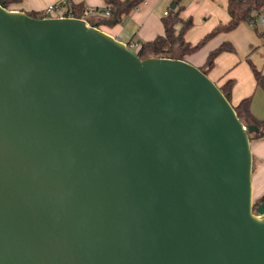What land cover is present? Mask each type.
<instances>
[{"label":"water","instance_id":"95a60500","mask_svg":"<svg viewBox=\"0 0 264 264\" xmlns=\"http://www.w3.org/2000/svg\"><path fill=\"white\" fill-rule=\"evenodd\" d=\"M257 132L184 60L0 5V264H264Z\"/></svg>","mask_w":264,"mask_h":264},{"label":"crops","instance_id":"0c3cea01","mask_svg":"<svg viewBox=\"0 0 264 264\" xmlns=\"http://www.w3.org/2000/svg\"><path fill=\"white\" fill-rule=\"evenodd\" d=\"M69 5L82 6L85 20L123 43L135 44L137 50L141 42L152 41L164 34L162 19L164 12L175 5V0H144L135 10L117 24H109L105 14L104 0H20L10 5V10L23 12H43L48 7L66 9ZM182 19L191 18L192 27L186 31L184 40L195 45L215 26L229 21L227 0H180ZM187 16L182 17L187 7ZM63 10V11H64ZM88 11V12H87ZM180 29V25L176 27ZM228 43L232 51L218 54L207 76L222 86L231 83L229 99L233 106L249 98V112L257 120H264V88L257 85L253 69L263 75L264 45L262 38L247 23H240L229 32L220 33L208 40L198 51L184 56L183 60L195 67H202L208 54L221 44ZM264 84V81H263ZM252 153V195L256 201L264 196V137L250 139Z\"/></svg>","mask_w":264,"mask_h":264},{"label":"trees","instance_id":"16d2710c","mask_svg":"<svg viewBox=\"0 0 264 264\" xmlns=\"http://www.w3.org/2000/svg\"><path fill=\"white\" fill-rule=\"evenodd\" d=\"M176 1V7L168 9L167 14L162 19L164 34L158 36L152 41L141 42L139 48L135 50L138 57H158L165 56L183 60L184 56H188L198 51L208 40L220 33H225L235 29L240 23H247L258 34L260 38L264 37V26L260 27L259 19L264 18V0H227V14L229 21L226 24H219L215 26L209 33L203 36L195 45H190L184 40V35L187 30L192 27V19H182L180 12L183 10L182 6H178L180 0ZM20 0H0V5L9 9L13 3H18ZM144 0H104L106 4L105 11L109 18V24L119 23L123 17H126L141 5ZM10 10V9H9ZM85 9L82 6L69 5L64 12V16L71 14L74 18L85 19ZM30 17L43 18L41 12H28ZM180 25V29L176 27ZM232 51V46L228 43L221 44L218 48L211 51L202 67L199 69L206 75L213 65L215 57L222 52ZM175 54V56H174ZM253 74L258 86L264 88L263 75L256 69H253ZM218 86V85H217ZM220 91L229 99L231 83L228 82L222 86H218ZM249 98L242 100L237 106H233L238 118L244 125H256L258 127L257 133L249 135L251 138L264 137V120L260 121L252 117L249 112ZM231 103V102H230ZM264 201V196L259 199V202Z\"/></svg>","mask_w":264,"mask_h":264},{"label":"built area","instance_id":"2783aa9c","mask_svg":"<svg viewBox=\"0 0 264 264\" xmlns=\"http://www.w3.org/2000/svg\"><path fill=\"white\" fill-rule=\"evenodd\" d=\"M53 11H59V9L57 8V7H48L47 9H45L43 12H42V14H43V18H47V17H50L49 15L53 12ZM65 12V11H64ZM88 12V11H87ZM86 14V13H85ZM105 14L107 15L108 13H107V11H105ZM167 14V12H164V15H166ZM60 17H72V18H74L71 14H69V15H67V16H64L63 14H62V16H60ZM258 24H259V26L260 27H263L264 26V18H260L259 19V21H258ZM262 41H263V45H264V37L262 38ZM130 49H132L133 50V48H135L136 47V45L135 44H129V45H127ZM134 51V50H133Z\"/></svg>","mask_w":264,"mask_h":264},{"label":"rangeland","instance_id":"374dc122","mask_svg":"<svg viewBox=\"0 0 264 264\" xmlns=\"http://www.w3.org/2000/svg\"><path fill=\"white\" fill-rule=\"evenodd\" d=\"M190 8L191 7H187L186 11L182 14V17L185 18L187 16V13L186 12H189L190 11ZM64 9H60L59 11H53L49 16L50 17H60L62 16V14H64V11H66V9L63 11ZM175 56V54H174ZM253 202L254 204H256L257 202L259 201H256V197L253 198Z\"/></svg>","mask_w":264,"mask_h":264}]
</instances>
